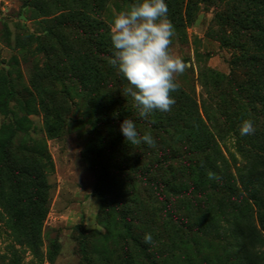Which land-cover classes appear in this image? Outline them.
<instances>
[{"label": "trees", "instance_id": "16d2710c", "mask_svg": "<svg viewBox=\"0 0 264 264\" xmlns=\"http://www.w3.org/2000/svg\"><path fill=\"white\" fill-rule=\"evenodd\" d=\"M56 1L68 9L67 18H59L57 30L33 37L44 55L49 82L74 83L87 99L90 112L80 122L95 142L98 179L93 192L122 224L126 247L121 263L134 264L132 245L146 264H160L151 244L144 243L148 227L126 209L127 202L111 203L107 197L110 170L135 177L152 189L170 223V249L190 251L186 256L189 264H264V121L248 135L245 148L242 146L244 152H252L250 158L233 171L234 156H227L218 139L223 133L221 126L215 118L203 116L195 97L176 82L177 90L170 93L175 100L170 111L140 118L132 99L124 94L126 81L110 64L109 28L101 18L106 0ZM180 2L166 0L169 14L174 13L179 24L190 22L199 5L214 9V20L223 31L222 44L234 51L227 78L230 84H235L237 71L264 77V0H188L185 14L179 11ZM25 5L38 4L29 1ZM53 40L58 46L46 45ZM75 44L77 51L72 49ZM262 86L251 89L264 110ZM247 88L237 86L239 97L252 112ZM28 97L27 91L14 87L11 78L0 90V114L11 126L0 130V219L40 264L51 186L47 168L41 163H47L48 157L42 148L26 145L25 138L33 140L32 129L17 113L19 108L34 113ZM42 107L51 118L49 105L43 102ZM125 119L133 120L139 135L150 134L153 145L125 141L119 131ZM80 243L86 259L85 237ZM10 264H21L16 251Z\"/></svg>", "mask_w": 264, "mask_h": 264}, {"label": "rangeland", "instance_id": "374dc122", "mask_svg": "<svg viewBox=\"0 0 264 264\" xmlns=\"http://www.w3.org/2000/svg\"><path fill=\"white\" fill-rule=\"evenodd\" d=\"M29 1L31 5L38 4L37 7L25 5ZM187 1L180 2L182 14L186 13ZM134 2L106 0L101 18L108 28L113 17ZM196 9L190 22L180 24L172 17L174 13L167 14L174 32L170 54L187 64L184 73L175 76L174 80L195 97L203 116L217 120L223 130L218 139L222 148L228 151L227 156L229 153L234 156L232 169L235 171L252 154L242 148L248 140V135H240L242 123L251 120L256 128L264 121L261 101L252 97V89L264 85V77L256 72L237 71L235 84H230L227 78L234 51L222 44L223 31L214 20V9L202 5ZM63 15H68V9L56 0H0V90L5 80L11 78L17 90L29 93L28 101L34 113H26L20 108L17 111L24 121H29L32 129L33 140H24L30 149L42 148L48 157L47 163L41 161L47 168L51 190L41 234L43 257L40 264H122L126 247L122 224L93 192L98 179L93 152L95 142L80 122L87 119L90 112L87 99L74 83L53 85L49 82L44 73V55L34 38L57 30L58 20ZM51 44L58 46L55 40L46 45ZM72 49L77 51L79 46L75 44ZM59 57L65 60L63 56ZM241 85L248 86L245 93L251 94L252 112L239 97L237 86ZM43 102L49 105L52 113L49 119L44 114ZM8 129H11L10 124L0 114V130ZM109 173L105 186L107 197L111 203L127 202L126 209L148 227L157 261L160 264H189L186 256L190 251L177 247L173 251L170 249V223L160 211L152 189L141 185L135 177L119 176L111 170ZM252 212H257L253 206ZM83 237L87 243L86 259L81 252ZM129 247L132 262L146 264L139 252L132 245ZM15 251L21 264H39L30 249L20 246L16 234L7 227L4 219H0V264H10Z\"/></svg>", "mask_w": 264, "mask_h": 264}, {"label": "clouds", "instance_id": "9594fccd", "mask_svg": "<svg viewBox=\"0 0 264 264\" xmlns=\"http://www.w3.org/2000/svg\"><path fill=\"white\" fill-rule=\"evenodd\" d=\"M165 0H135L127 10L116 14L109 25L112 46L111 66L126 81L124 94L133 101L140 118L153 112H168L175 100L170 93L177 90L175 76L183 74L187 64L169 51L173 26L167 18ZM125 141L132 145L154 141L148 133L139 135L131 119L119 125ZM240 135H251L255 128L251 120L242 123ZM145 244L152 243V235L146 233Z\"/></svg>", "mask_w": 264, "mask_h": 264}]
</instances>
